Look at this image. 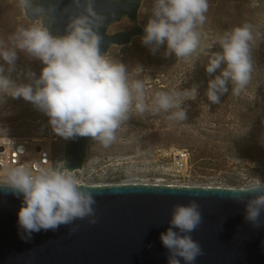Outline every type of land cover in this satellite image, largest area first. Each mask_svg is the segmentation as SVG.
<instances>
[{
	"label": "clouds",
	"instance_id": "1",
	"mask_svg": "<svg viewBox=\"0 0 264 264\" xmlns=\"http://www.w3.org/2000/svg\"><path fill=\"white\" fill-rule=\"evenodd\" d=\"M16 4L29 22L0 39V102L5 96L22 98L47 115L59 136L91 137L105 148L116 140L133 109L138 114L150 110L170 113L176 121L186 120L182 105L196 99L197 88L157 91L150 106L146 105L145 82L134 78L124 63L101 52L100 30L111 11L107 15L97 11L95 0H70L63 33L57 35L49 28L52 0H16ZM208 7V0H152V15L141 42L153 53L166 45V51L177 58L189 56L197 48L196 28L206 21ZM251 40L248 25L235 26L215 40L220 51L205 66L211 77L205 95L211 104L220 103L229 86L238 95L248 84L253 69ZM18 53L39 61V73L18 68ZM12 72L22 73L25 81L11 79ZM74 173L65 165L34 169L25 163L0 161V191L21 200L17 226L22 240L61 225H71L74 231L77 220L97 223L96 199ZM233 192L234 199L245 206L244 219L255 229L264 228V181L256 177ZM202 219L195 199L172 207L169 226L159 236L168 252L167 264H195L202 248L191 233Z\"/></svg>",
	"mask_w": 264,
	"mask_h": 264
},
{
	"label": "rangeland",
	"instance_id": "2",
	"mask_svg": "<svg viewBox=\"0 0 264 264\" xmlns=\"http://www.w3.org/2000/svg\"><path fill=\"white\" fill-rule=\"evenodd\" d=\"M208 0L206 21L198 25V45L189 56L177 58L160 45L153 53L136 36L131 44L111 46L106 55L124 63L134 78L145 82V103L150 106L157 91L197 88L195 100H186L187 118L176 121L170 113L133 109L129 119L107 148L90 139L83 168L76 174L83 184L150 183L242 187L259 178L264 181V0ZM152 0H144L138 12L144 28L151 18ZM29 21L16 0H0V39L17 25ZM248 25L253 69L248 84L238 95L229 92L221 102L211 104L205 95L211 77L205 71L209 57L220 51L215 40L235 26ZM131 27L126 18L111 25L109 33ZM18 68H31L37 74L40 63L18 53ZM141 69V70H140ZM10 78L24 82L22 73ZM45 132V133H44ZM57 136L54 154L66 141L56 134L49 118L22 98L5 96L0 102V136ZM187 152L180 172L172 163V152Z\"/></svg>",
	"mask_w": 264,
	"mask_h": 264
},
{
	"label": "water",
	"instance_id": "3",
	"mask_svg": "<svg viewBox=\"0 0 264 264\" xmlns=\"http://www.w3.org/2000/svg\"><path fill=\"white\" fill-rule=\"evenodd\" d=\"M144 0H95L97 11L108 14L102 54L111 46L131 44L143 36L138 12ZM46 2V0H45ZM53 35L62 34L70 0H52ZM126 18L131 27L109 33L111 25ZM47 22V21H46ZM91 137L77 136L63 146L62 165L74 173L83 168ZM96 199L97 223L74 221L55 231L34 232L30 240L18 235L17 211L21 200L0 191V264H167V249L159 236L168 225L172 207L195 199L202 223L191 233L202 254L195 264H264V228L244 219V204L235 200L239 187L150 183L83 184ZM183 264V261L181 262Z\"/></svg>",
	"mask_w": 264,
	"mask_h": 264
},
{
	"label": "built area",
	"instance_id": "4",
	"mask_svg": "<svg viewBox=\"0 0 264 264\" xmlns=\"http://www.w3.org/2000/svg\"><path fill=\"white\" fill-rule=\"evenodd\" d=\"M45 133V132H44ZM57 136L34 137L28 136H0V161L12 164L25 163L31 167L41 166H62L63 148L60 153H53L54 144L57 143ZM172 163L176 170L182 172L187 161V152L176 150L172 152ZM79 171L74 173L78 174Z\"/></svg>",
	"mask_w": 264,
	"mask_h": 264
}]
</instances>
